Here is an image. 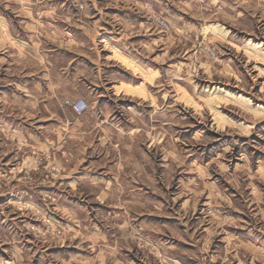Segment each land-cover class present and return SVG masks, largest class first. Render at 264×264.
I'll list each match as a JSON object with an SVG mask.
<instances>
[{
	"label": "rangeland",
	"instance_id": "obj_1",
	"mask_svg": "<svg viewBox=\"0 0 264 264\" xmlns=\"http://www.w3.org/2000/svg\"><path fill=\"white\" fill-rule=\"evenodd\" d=\"M0 264H264V0H0Z\"/></svg>",
	"mask_w": 264,
	"mask_h": 264
},
{
	"label": "built area",
	"instance_id": "obj_2",
	"mask_svg": "<svg viewBox=\"0 0 264 264\" xmlns=\"http://www.w3.org/2000/svg\"><path fill=\"white\" fill-rule=\"evenodd\" d=\"M87 106V103L83 100L77 101L76 103L73 104V107L78 111L82 112Z\"/></svg>",
	"mask_w": 264,
	"mask_h": 264
},
{
	"label": "crops",
	"instance_id": "obj_3",
	"mask_svg": "<svg viewBox=\"0 0 264 264\" xmlns=\"http://www.w3.org/2000/svg\"><path fill=\"white\" fill-rule=\"evenodd\" d=\"M137 84H135V83H132V84H119V88H120V86H123V88H126L128 91H129V93L131 92V89L132 90H135L136 91V89L135 88H133V87H135ZM99 96H102V94H100Z\"/></svg>",
	"mask_w": 264,
	"mask_h": 264
}]
</instances>
